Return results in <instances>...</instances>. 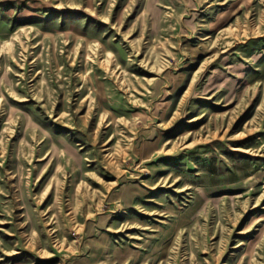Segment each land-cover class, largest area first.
<instances>
[{
    "label": "rangeland",
    "instance_id": "rangeland-1",
    "mask_svg": "<svg viewBox=\"0 0 264 264\" xmlns=\"http://www.w3.org/2000/svg\"><path fill=\"white\" fill-rule=\"evenodd\" d=\"M0 264H264V0H0Z\"/></svg>",
    "mask_w": 264,
    "mask_h": 264
}]
</instances>
